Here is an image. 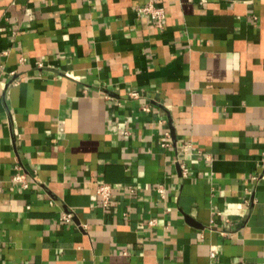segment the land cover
<instances>
[{
	"label": "crops",
	"instance_id": "crops-1",
	"mask_svg": "<svg viewBox=\"0 0 264 264\" xmlns=\"http://www.w3.org/2000/svg\"><path fill=\"white\" fill-rule=\"evenodd\" d=\"M148 1L0 0V264H264V0Z\"/></svg>",
	"mask_w": 264,
	"mask_h": 264
},
{
	"label": "built area",
	"instance_id": "built-area-1",
	"mask_svg": "<svg viewBox=\"0 0 264 264\" xmlns=\"http://www.w3.org/2000/svg\"><path fill=\"white\" fill-rule=\"evenodd\" d=\"M204 0H201L203 2ZM141 11L148 13L152 18L157 19L158 21H161L164 18V11L162 8H154L151 4V0L148 1V4L141 9ZM13 74V72H12ZM131 97H137L136 92H131L130 93ZM142 110L148 111L149 107L147 105L142 106ZM165 137L168 139L169 132H164ZM161 146L167 147L169 146V142L165 140L164 142L161 143ZM19 168V166H17ZM13 180L16 182H19L23 188H27L29 186V182L25 179L24 175L22 173L16 174L13 177ZM130 191L133 190L132 187H128ZM155 191L158 192L161 196L165 193V189L162 184H157L155 187ZM95 193L99 197L101 201V205L103 207H107L109 205V202L112 197V186L111 184L105 182L102 179H99L96 181V188H95ZM60 219L62 221H69L71 219V214L70 213H64L61 215ZM124 253L126 254L127 251L125 250ZM213 255V253H211Z\"/></svg>",
	"mask_w": 264,
	"mask_h": 264
}]
</instances>
